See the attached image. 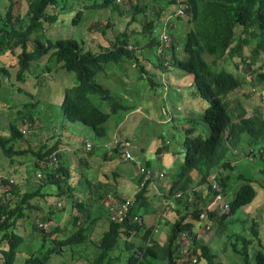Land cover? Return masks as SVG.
Masks as SVG:
<instances>
[{
    "label": "trees",
    "instance_id": "16d2710c",
    "mask_svg": "<svg viewBox=\"0 0 264 264\" xmlns=\"http://www.w3.org/2000/svg\"><path fill=\"white\" fill-rule=\"evenodd\" d=\"M70 1H76L80 8H86L87 13H90L86 17L89 20L103 9L111 12L109 19L99 18L89 24L87 32L105 36L110 32L106 29L111 28L115 16L121 18L125 13L124 7L120 6L125 2L129 3V21L122 31L111 35L108 45L97 50H84L83 44L74 38L43 41L42 35L47 28H53L67 19ZM184 1L188 4V8L184 10V19L189 26L182 44L184 56H177L174 38L162 29L165 25L174 30L173 19L169 20L168 17L182 19L178 6ZM25 2L26 10L23 15L20 13V0H9L5 13H0V86L6 76L15 92L28 93L24 85L30 80L33 82L32 90L37 86L40 90L41 77L50 78L52 69L58 65L64 75V71L72 73L75 80V84L63 88L64 117L69 122L88 126L98 136H105L104 124L109 113L99 109L92 102V96L106 102L112 113L123 108L109 89L95 80V76L103 71L105 65L130 61L140 72V78H145L151 87L158 84L149 77L154 72H147L145 65L138 61L133 43L137 42L134 41L135 37L138 38L141 33L147 37L144 46L155 47V70L160 68L164 73L168 70L167 65H176L193 77L198 96L210 104L202 114L209 135L202 138L194 134L193 128H187L183 144L184 155L179 160L177 177H171V180L163 177L161 181L155 176L144 179L140 174L137 188L129 196L125 193L127 185L121 180L122 173L112 165L108 164L109 169L97 175L91 170L93 166L90 159L85 156L77 157L74 165L63 161L64 151L76 149L68 142L67 134L46 137L45 134L37 133L41 134L42 139H35V143H32L31 137L18 126L21 120L19 115L27 121V125H31L29 130H33L42 126L32 125L37 117L40 119V113H37L38 116L33 115L32 108L22 113L20 106L32 107L31 101L22 103L23 99L19 98L20 104L11 103V98L5 97L4 106L8 109L5 116L13 118L5 126H0V157L6 159L7 166L11 167L6 174L0 173V264H49L53 256L65 257L66 254L79 260L77 264H221L222 256L214 253L208 244L197 238L195 231L210 228L209 221L213 219L215 212L208 210V205L217 193L227 195L229 191H233L232 198L228 200V208L220 215L222 230L225 221L227 224L237 222V218L232 215L251 203L256 196L252 179H246L234 190L230 180L231 165L234 162L224 159L223 150L238 132H246L254 138H264V113L260 116L247 114L246 111L229 110L226 97L245 82L246 76H234L233 72L224 69V65L233 62L237 71L244 73L252 72V65L259 59L260 68L264 65V0H164L165 4L158 0H150L148 4L142 3V0ZM149 9L156 15L155 19H146ZM136 15L144 18L141 31L133 30L129 33L126 26L131 20H136ZM81 19L82 10L79 9L72 24H78ZM158 28L161 30L156 36ZM131 33L133 35H129ZM167 51L171 54V62L166 64L164 57ZM204 53L213 59L206 61ZM3 56L9 59L7 63L1 60ZM43 60L46 62L41 66L42 72L34 75L32 65H41ZM215 65L220 69L213 70ZM43 72L49 75L46 76ZM261 77H264V73ZM65 78L71 83L68 76ZM62 82L65 83L64 80ZM259 83L262 82H255L256 88ZM50 95L48 88L44 99L50 98ZM29 96L31 99L35 97V103L40 104L39 96L32 93ZM232 99L236 97L233 96ZM53 108L54 103H50V106L43 109V114L50 111L53 114ZM13 110H17L15 115H11ZM119 141L117 144L112 143L109 150L103 151L99 165L114 159H124L120 143H125V149L129 151V142L127 139ZM87 143L89 147L86 146ZM93 147L91 142H84L77 148L91 151ZM167 150V145L163 143L155 151L156 165H161L158 171H154L155 168L147 161L143 167L166 174L163 169L172 157L168 156ZM258 151V154L248 152L247 155L255 160L258 158L261 162L259 173L263 181L259 182V186L264 190V145ZM93 154H96L95 150ZM25 155H28V164L23 169L16 168L14 163L17 162V157ZM218 161L221 162L217 170L219 191L212 189L209 177ZM18 162L22 165L21 161ZM195 172L201 175L197 183L193 178ZM27 174L33 178L30 187L26 183L29 177ZM240 178L238 176L237 179L243 180L245 177L242 175ZM151 179H154L155 184L159 181L163 184L156 186ZM159 187L163 192L160 194L159 210L154 215L157 222L163 219V225L170 226L165 238L160 236L162 242L153 238L154 228H145L143 219L144 214L154 210L151 202L156 196L160 197ZM78 191L82 194L81 198L77 197ZM188 194L192 195L191 200L186 198ZM51 198L55 199V203L48 201ZM60 200L69 203L71 209L70 218L64 226L60 224L61 216L57 222L53 218L55 212L65 210ZM127 201L126 213L113 220L110 207ZM204 211L207 215L202 219L200 215ZM141 230L144 231L140 235ZM241 230L243 231L228 235V242L223 249L226 251L230 247L234 256L227 258L224 264H264V235L261 234L256 218H252L248 228L241 227ZM135 237H140L142 242L137 243ZM26 243L30 249L23 250ZM35 244H38L36 248ZM91 248L93 253L89 254ZM21 254L23 257L18 263L17 259Z\"/></svg>",
    "mask_w": 264,
    "mask_h": 264
},
{
    "label": "rangeland",
    "instance_id": "374dc122",
    "mask_svg": "<svg viewBox=\"0 0 264 264\" xmlns=\"http://www.w3.org/2000/svg\"><path fill=\"white\" fill-rule=\"evenodd\" d=\"M148 1L150 0H142V3L148 4ZM158 1H160L161 4H165L164 0ZM69 3V11L66 12L67 19L62 23H57L53 28H47L44 35H42L43 41L46 39L53 41L58 38H74L83 44L82 46L84 50L89 48L97 50L100 49L101 46L108 45L111 35H115L122 31L127 21H129L127 11L129 9V3L125 2L124 5H120L124 7L125 13L121 16V18H118V15L115 16L116 19L112 20L111 28L106 29L110 32H107L105 36L100 35L99 33L87 32L89 24L91 25L99 18L102 20H105L106 18L109 19L111 12L109 9H103L95 13L89 20L86 17L90 13H87L86 8H80L76 1L73 3L70 1ZM8 4L9 0H0V13H5ZM17 6L18 3H16V7ZM79 9L82 10V19L78 24H72V19L75 17V14ZM25 10L26 2L25 0H20V13L23 15ZM165 12H167V10H165ZM140 16L141 15H136V20L130 21V24L126 26L127 32L130 33V31L133 30L136 32L141 31L144 18ZM147 18L155 19L156 15L151 13L149 9V11H147L146 19ZM170 19H173V21H171L172 24L175 25L174 30H170V27H166L164 25L162 31L169 32L170 35L168 34V36H172L174 38L176 43V55L184 56L182 44L189 23H187L188 21L184 18L178 19L177 17H171L169 20ZM160 30L161 29L158 28L156 36L159 34ZM129 35L133 34L131 33ZM134 41H137L133 44L136 46L135 49L137 50L136 54L138 56V61L145 65L147 72H154L149 74V77L158 84L155 87H151L145 78H140V72L131 65L130 61L105 65L103 71L99 72L95 76V80L107 87L110 93L116 97V100L120 102L123 107L112 113L106 102L101 101L98 97L92 96V102L102 111L109 113V117L104 124L106 128L105 136H98L88 126L79 122H69L64 117V102L62 99L63 88L70 87L75 84V80L72 73L64 71L66 74L64 75L58 65L52 69L50 73L52 75L50 78L41 77V83L39 79H37V82L40 83V90L37 86L36 89L39 91L37 92L35 89L36 93L35 90H32L33 82L31 80L27 84H23L24 89L28 91V93L21 91L15 92V89L8 82V77L5 76V80L0 86V126H5L9 120L13 118L5 116L8 111V109L4 106V102L6 101L4 99L5 97H10L11 103L14 102L20 104L19 98L23 99L21 100L23 101L22 103L31 101V103H33L32 107L20 106L19 109L22 113H25L27 109L32 108L31 110L34 111H31V113L36 116H38L37 113H40V119L37 117V120L35 123H32V125H42L41 128L29 130L31 129V125H27V121L20 115L19 118H21V120L18 122V126L26 133L27 136L31 137L30 139L32 140V143H35V141H33L35 139H42L41 134H45L46 137L61 133L67 134L69 139L68 142L72 146L76 147V149L68 152L64 151L63 161H67L74 165L77 157L85 156L90 159L93 166V169L91 170L97 175H101L103 171L106 172L107 169H109L108 164L112 165L119 170L120 173H122L121 180L127 185L125 193L130 196L132 195L133 190L137 188L138 178L141 176L137 163L144 166L145 161H147L153 169L155 168L154 171H158V168H160L161 165H156L155 151L164 143L168 148V156L172 155L169 163H165L166 166L163 170L166 171V174L164 173V177L165 180H171L170 178H174L179 172V160L181 161V158H183L184 155L183 144L187 128H193L194 134L202 138L209 135V131L204 123L202 114L205 108L209 107L210 104L206 99L198 96L197 84L194 82L193 77L187 72L182 71L176 65L171 67L167 65L168 70L164 73L161 72L162 70L160 68L155 70L156 67L153 63L155 60V58L153 60V50H155V47L146 48V46H144L147 42L146 35L140 33L138 38L135 37ZM203 58L208 62L213 59L212 56L206 53L203 54ZM164 59L166 64L167 62H171V54L169 51L166 52ZM1 60L7 63L9 59L3 56ZM45 62L46 60H43L41 65H32L34 75H39L36 73H39L40 71L42 72L41 66H44ZM260 63L261 60L259 59L256 61L255 66ZM217 66L218 65H215L212 69L215 71L219 70L220 67L217 68ZM224 69L229 72H233V75L237 77L241 75L246 76L243 71H237V67L233 62L226 63V65H224ZM45 74L46 76L49 75L47 72ZM65 76H68V78L72 80L71 83L67 82ZM247 76H249V74H247ZM61 80H64L65 83ZM262 87L264 88V85L260 83L259 91L263 90ZM48 88L50 89L51 95L49 96L50 98L45 100L44 98L47 96ZM250 89V82L246 78L245 82L239 88L227 95L226 100L229 104V110L231 112L232 110L240 112L247 110L253 115H263L264 102L259 100L258 94H252ZM9 91L11 92L9 93ZM29 93L36 94V97L39 96L40 104L35 103V97L31 99ZM11 95H13V97ZM233 96L236 97V99H232ZM197 100L199 102H197ZM50 103H54L53 114L51 111L47 114H43V109L50 106ZM16 111L13 110L11 115H15ZM25 126H27V128H25ZM37 133L41 134L39 135ZM33 134H35V136H33ZM114 137L128 140V150L134 158L132 160L114 159L113 161H109V163L103 162L99 165V163L102 162L103 151L111 148L110 146L114 141ZM262 139L264 138L250 137L246 132H238L228 141V143H226L223 150L224 159H229L234 162L231 165L232 170L230 171V180L233 184L232 187H234L235 190L238 186H240V184H243L246 179H252V184L256 189L255 198L251 203L241 207L232 215L234 218H237V222L227 224L228 222L225 221L223 230V222L220 219V215L223 211L221 208H218L215 210L213 219L209 221L211 223L210 228L205 231L200 229L195 231L197 233V238L208 244L214 253H218L222 256L221 264H224V262L228 260L227 258L234 256L230 247L226 249V251L223 249L228 242V235L233 232H242L243 230H241V227L248 228L252 223V218H256L259 223L261 234L264 235V190H262L259 186V182L263 181L262 175L259 173L261 162L258 158L255 160L254 157L247 155L248 152H253L252 149H254V154H258V148L264 145ZM84 142H91L95 149L93 147L91 151H88L86 149L77 148ZM94 150L96 152L95 155L93 154ZM90 152L92 153L90 154ZM27 156L28 155L17 157V162L14 163V166L18 169H23V166L28 164ZM18 160L22 162V165L19 164ZM220 164V161L215 163L214 167L210 171L209 177L211 174L217 173ZM7 165L8 161L0 157L1 174H6L7 171L11 170V167ZM242 175L245 178L243 180H238V176L240 178ZM28 176L29 175L27 174V177ZM200 177L201 175L195 172L193 178L196 180V183ZM162 178H160V180ZM32 179L33 178L31 176L28 177V181H26L28 187H30L31 182L33 181ZM159 182H156L155 185L157 186L158 184H163ZM158 193L159 195L162 194L160 190H158ZM161 196L162 195H160V197L156 196L151 202L153 203L154 210L150 211L149 214L147 213L146 215H143L145 228L153 227V238L160 242H162L160 240V236L162 235V238H165L167 232L169 233L170 230V226L167 224L163 225L164 221H161V219L157 222L158 219L154 215L159 210ZM232 196L233 191H229L223 199L228 201L232 198ZM77 197H82V194H80L79 191L77 192ZM131 198L132 196L130 199ZM48 201L52 204L55 203V199L53 198ZM60 203L64 205L65 210H63V212H55L53 218L57 222L61 216L62 220L60 221V224L64 226L70 218L71 209L69 203L67 204L66 201L64 202L60 200ZM191 208L192 207H190V209ZM245 213H247V215ZM143 231L144 230L140 231V235L143 234ZM246 234L247 231L245 235ZM135 240L137 243L142 242L140 237H135ZM32 244H30V246L33 248ZM27 245L28 244L26 243L23 250L30 249L29 245ZM37 245L38 244H35V248ZM88 253H93V249L91 248ZM22 257L23 254H21L17 259L18 263L22 260ZM75 261L77 264L79 260H74L68 254H66L65 257L56 255L51 258L49 264H75Z\"/></svg>",
    "mask_w": 264,
    "mask_h": 264
},
{
    "label": "built area",
    "instance_id": "2783aa9c",
    "mask_svg": "<svg viewBox=\"0 0 264 264\" xmlns=\"http://www.w3.org/2000/svg\"><path fill=\"white\" fill-rule=\"evenodd\" d=\"M179 12L180 13L183 12L182 8L179 9ZM262 72H264V69L262 70ZM252 90L254 92H256L262 99H264V91H259L255 87ZM117 142H120V141L117 140V139H115L113 141V143H115V144H117ZM86 146L89 147V143H87ZM120 146L123 147V153H124V156L123 157H124V159L132 160L133 159V156H132V154L129 151H127L125 149V143L121 142L120 143ZM138 166H139L140 174H142L144 176V179L149 178L151 176H155V178H159V179L162 178V177H164V172L163 171H161V172H154L151 169L145 168V167L140 166V165H138ZM212 188L213 189H218V185H217V183L215 181V175L212 176ZM179 195L180 194H178V196ZM188 199H190V196L188 197ZM220 200L222 201V195L220 193H218L215 196V201H220ZM223 207L224 208H227L228 207V203H226V202L223 203ZM127 208H128V201L125 202V203H119L117 205L111 206L110 207V212H111V215H112L111 216L112 219L114 220V219H116V218L124 215L126 213V211H127ZM202 216L203 215H201V217Z\"/></svg>",
    "mask_w": 264,
    "mask_h": 264
},
{
    "label": "clouds",
    "instance_id": "9594fccd",
    "mask_svg": "<svg viewBox=\"0 0 264 264\" xmlns=\"http://www.w3.org/2000/svg\"><path fill=\"white\" fill-rule=\"evenodd\" d=\"M180 8H182V10H183V12L182 13H180L179 12V9ZM186 8H188V4H187V2H181V4L178 6V13L183 17V18H185V12H184V10L186 9ZM169 18H171V16L170 17H168V19ZM255 67V68H254ZM264 69V65L260 68V64L259 65H257V66H255V64H253L252 65V72H245V75H246V78H247V80L250 82V85H251V93L252 94H257L256 92H254L252 89L256 86V84H255V82L258 80V82H262V84H263V82H264V77H261V74L262 73H264V72H262V70ZM247 74H249V76H247ZM260 75V76H259ZM260 79V80H259ZM260 84V83H259ZM259 84H258V86H257V89L259 90ZM256 88V87H255ZM262 91H264V89L262 90ZM259 100L261 101V102H264V99H262L260 96H259ZM246 112H247V114L249 113L247 110H245ZM115 139H117V140H120L119 138H116V137H114V140ZM134 158V157H133ZM137 165H140L141 166V164L140 163H137ZM213 175H215V181H216V183H217V176H218V174L217 173H213V174H211V176H210V182H211V187H212V176ZM217 185H218V183H217ZM213 189V188H212ZM214 190H217V191H219L220 189H219V185H218V189H214ZM218 194V193H217ZM216 194V195H217ZM221 194V193H220ZM215 195V196H216ZM222 195V201L220 200V201H215V197H214V200L211 202V203H209V205H208V210H211V212L212 211H214L215 212V210H217L218 208H221L222 209V211H225L227 208H224L223 207V203H228V201L227 200H225V199H223L224 198V196H223V194H221ZM190 196V199H188V197ZM186 198L188 199V200H191L193 197H192V195L191 194H188L187 196H186ZM228 205H229V203H228ZM201 215H203L202 217H201ZM200 215V218H202V219H204L205 217H206V215H207V212L206 211H204V213H202ZM210 216H212V214L210 215ZM194 260V259H193Z\"/></svg>",
    "mask_w": 264,
    "mask_h": 264
},
{
    "label": "crops",
    "instance_id": "0c3cea01",
    "mask_svg": "<svg viewBox=\"0 0 264 264\" xmlns=\"http://www.w3.org/2000/svg\"><path fill=\"white\" fill-rule=\"evenodd\" d=\"M197 102H199V101L197 100ZM138 179H139V178H138ZM142 180H144V179L142 178ZM155 180H156V179H155ZM151 181L154 182V184H155L154 179H153V180L151 179ZM159 190L161 191V193L163 192V191H162L163 189L160 188ZM122 194H123V193H122ZM161 221H163V219H161Z\"/></svg>",
    "mask_w": 264,
    "mask_h": 264
}]
</instances>
